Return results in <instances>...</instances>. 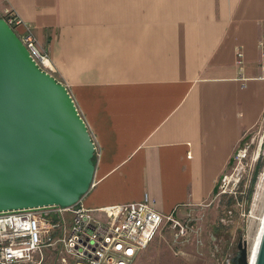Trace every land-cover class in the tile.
<instances>
[{
  "label": "crops",
  "instance_id": "1",
  "mask_svg": "<svg viewBox=\"0 0 264 264\" xmlns=\"http://www.w3.org/2000/svg\"><path fill=\"white\" fill-rule=\"evenodd\" d=\"M9 11L50 53L95 141L80 204L148 194L181 217L211 198L264 113V0H0Z\"/></svg>",
  "mask_w": 264,
  "mask_h": 264
},
{
  "label": "water",
  "instance_id": "2",
  "mask_svg": "<svg viewBox=\"0 0 264 264\" xmlns=\"http://www.w3.org/2000/svg\"><path fill=\"white\" fill-rule=\"evenodd\" d=\"M95 156L67 86L0 16V211L78 203L93 184ZM237 248L229 264H264V219L251 258L246 239Z\"/></svg>",
  "mask_w": 264,
  "mask_h": 264
},
{
  "label": "built area",
  "instance_id": "3",
  "mask_svg": "<svg viewBox=\"0 0 264 264\" xmlns=\"http://www.w3.org/2000/svg\"><path fill=\"white\" fill-rule=\"evenodd\" d=\"M16 31L38 66L56 76L48 51L41 48L30 25L15 11L0 15ZM238 57L242 52L238 51ZM264 70V49L261 52ZM262 144V143H261ZM261 146V145H260ZM247 150L239 153L244 158ZM239 178L237 182H239ZM170 224L185 236L187 224L175 211L163 214L148 194L140 201L87 208L80 201L70 206L48 204L0 211V264H134Z\"/></svg>",
  "mask_w": 264,
  "mask_h": 264
},
{
  "label": "rangeland",
  "instance_id": "4",
  "mask_svg": "<svg viewBox=\"0 0 264 264\" xmlns=\"http://www.w3.org/2000/svg\"><path fill=\"white\" fill-rule=\"evenodd\" d=\"M244 149L247 155L240 158ZM263 216L264 113L236 143L211 198L181 216L187 234L177 236L164 225L134 264H229L241 237L251 251Z\"/></svg>",
  "mask_w": 264,
  "mask_h": 264
},
{
  "label": "bare ground",
  "instance_id": "5",
  "mask_svg": "<svg viewBox=\"0 0 264 264\" xmlns=\"http://www.w3.org/2000/svg\"><path fill=\"white\" fill-rule=\"evenodd\" d=\"M263 219H264V216H263L262 219H261L260 228H261V225H262ZM260 228H259V231H260ZM258 235H259V232H258V234L256 235V238H255V240H254V243H253L252 249H251V251L249 252V257H250V258H251V256H252V253H253V250H254V247H255V244H256V241H257Z\"/></svg>",
  "mask_w": 264,
  "mask_h": 264
}]
</instances>
